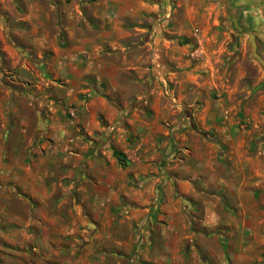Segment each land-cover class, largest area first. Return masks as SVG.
<instances>
[{"label": "crops", "instance_id": "crops-1", "mask_svg": "<svg viewBox=\"0 0 264 264\" xmlns=\"http://www.w3.org/2000/svg\"><path fill=\"white\" fill-rule=\"evenodd\" d=\"M4 1L0 68L23 75L33 48L50 52L69 82H93L80 117L96 141L86 156L42 139L57 127L42 106L11 104L9 127L21 124L22 137L8 142L0 214L20 264H91L72 247L96 213L115 214L103 228L132 248L162 205L183 207L188 220L199 204L222 215L229 236L250 239L252 251L231 260L264 264V0H25L20 26ZM180 131L183 154L173 160Z\"/></svg>", "mask_w": 264, "mask_h": 264}, {"label": "rangeland", "instance_id": "rangeland-1", "mask_svg": "<svg viewBox=\"0 0 264 264\" xmlns=\"http://www.w3.org/2000/svg\"><path fill=\"white\" fill-rule=\"evenodd\" d=\"M1 2L2 0H0ZM4 2L6 9L15 17H11V24L20 26L21 24L17 23L19 22L17 21L18 12H20L19 6H24L25 0H6ZM90 2H93V0H90ZM62 24L61 21H57L61 33L59 55L61 59L67 57V40L63 36L65 31ZM18 37L16 36L17 40H19ZM51 58L50 52L40 53L32 48L30 51L26 50L23 57V64L26 65V69L22 68V70H25L27 74L23 73L19 76L15 69L0 68L1 195L3 194L2 191L7 188V182L1 177L5 173V157L11 151L8 142L19 140L22 137L20 133L21 124H18V128L14 132H11L10 129V125H12L10 123L12 103H18L20 112L24 111L26 113L27 106L32 103L33 105L42 106L45 109L44 113L47 112L45 116L53 115L52 119L57 127L56 129L46 127L42 133V139L52 144V146L56 143H60L61 147L66 146V155L68 156L78 154L86 156L92 147L86 149L85 144L91 140L96 142L94 139L85 136L83 124L80 121V117L91 99L90 89L93 82L79 78L78 75L75 80L70 79L69 82L66 68L58 70L57 64L51 66ZM57 72H59V75H57ZM30 130L33 133L34 126H31ZM175 133H177V136L173 137V143H176L173 144L172 149V154H175L173 160H180L183 153L178 144L183 139V131ZM258 140L264 141V138L259 137ZM261 152L264 153V147ZM15 188L18 192L21 191L19 187L16 186ZM161 197L160 201L162 203L163 196ZM0 204H3L1 198ZM167 209H169L168 213L163 210V205L160 209H157L153 221L154 228L149 227V230H141V235L139 234V239L135 244L133 243L132 248L129 245L120 244L117 246L115 243L116 229L103 228L106 220L110 216L114 218L115 214H109L108 218L105 219L103 214L96 213L91 216L94 224L89 230V236L83 241V245H74L72 251L77 254L82 251L89 253L91 264H100V262L101 264H117V257L120 254L124 258L121 264H250L245 259L231 260L232 255L251 252L252 248L249 244L250 239L245 240L240 231L233 229L234 235L229 236L227 234L230 228H228V224L221 214L219 220H214L213 214L206 211L207 208L203 207L202 204H199L187 220L183 214V207L177 206ZM2 216L0 214V264H20L19 258L13 254H17L21 250L3 243V237L9 231V225L2 221ZM254 232L259 233V230ZM123 233H126V230ZM125 236L123 235L127 239ZM34 248V244L30 245L29 251L33 252ZM47 263L58 264L53 261Z\"/></svg>", "mask_w": 264, "mask_h": 264}, {"label": "trees", "instance_id": "trees-1", "mask_svg": "<svg viewBox=\"0 0 264 264\" xmlns=\"http://www.w3.org/2000/svg\"><path fill=\"white\" fill-rule=\"evenodd\" d=\"M114 154H115V156H117L118 158L121 157V154H117L116 152H115Z\"/></svg>", "mask_w": 264, "mask_h": 264}, {"label": "water", "instance_id": "water-1", "mask_svg": "<svg viewBox=\"0 0 264 264\" xmlns=\"http://www.w3.org/2000/svg\"><path fill=\"white\" fill-rule=\"evenodd\" d=\"M251 39L253 40V37H251ZM264 65V64H263Z\"/></svg>", "mask_w": 264, "mask_h": 264}]
</instances>
